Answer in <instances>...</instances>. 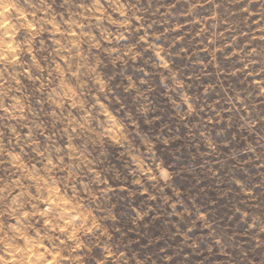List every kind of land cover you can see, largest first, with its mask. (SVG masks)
Returning <instances> with one entry per match:
<instances>
[{
    "label": "clouds",
    "instance_id": "clouds-1",
    "mask_svg": "<svg viewBox=\"0 0 264 264\" xmlns=\"http://www.w3.org/2000/svg\"><path fill=\"white\" fill-rule=\"evenodd\" d=\"M0 264H264V0H0Z\"/></svg>",
    "mask_w": 264,
    "mask_h": 264
}]
</instances>
